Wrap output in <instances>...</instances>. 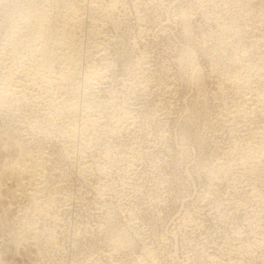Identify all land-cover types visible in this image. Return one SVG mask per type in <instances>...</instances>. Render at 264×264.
Listing matches in <instances>:
<instances>
[{"label":"rangeland","instance_id":"374dc122","mask_svg":"<svg viewBox=\"0 0 264 264\" xmlns=\"http://www.w3.org/2000/svg\"><path fill=\"white\" fill-rule=\"evenodd\" d=\"M0 264H264V0H0Z\"/></svg>","mask_w":264,"mask_h":264},{"label":"bare ground","instance_id":"6f19581e","mask_svg":"<svg viewBox=\"0 0 264 264\" xmlns=\"http://www.w3.org/2000/svg\"><path fill=\"white\" fill-rule=\"evenodd\" d=\"M60 37V36H59ZM57 44V43H56ZM61 46H63V45H61ZM42 52V51H41ZM47 68V67H46ZM48 86V85H47ZM16 95V94H15ZM23 95V94H22Z\"/></svg>","mask_w":264,"mask_h":264}]
</instances>
